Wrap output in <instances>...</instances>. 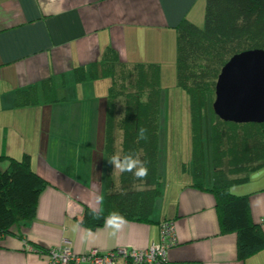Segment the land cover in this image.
Here are the masks:
<instances>
[{
	"label": "crops",
	"instance_id": "1",
	"mask_svg": "<svg viewBox=\"0 0 264 264\" xmlns=\"http://www.w3.org/2000/svg\"><path fill=\"white\" fill-rule=\"evenodd\" d=\"M204 4L0 0V156L18 161L27 155L31 170L47 185L33 218L0 236V264H48L51 252L65 249L77 255L143 251L159 244V225L165 221L174 222L177 240L165 264H264V248L238 259L237 235L221 231L213 194L197 188L199 183L211 187L210 153L199 182L192 160L189 175L185 165L168 175L167 147L159 134L161 192L150 222L127 221L116 235L104 223L95 230L80 223L85 209L104 212L108 175L115 185L120 176L114 165L109 168L105 148L111 81L91 78L90 67L112 49L126 65H157L161 84L165 71L176 69L178 25L187 20L198 26ZM27 89L36 103L16 106L18 92ZM113 150L120 157L118 139ZM3 162L6 169L9 161ZM237 186L231 193L248 196L251 220L264 236V168ZM97 196H103L102 204ZM114 264L132 263L116 259Z\"/></svg>",
	"mask_w": 264,
	"mask_h": 264
},
{
	"label": "trees",
	"instance_id": "2",
	"mask_svg": "<svg viewBox=\"0 0 264 264\" xmlns=\"http://www.w3.org/2000/svg\"><path fill=\"white\" fill-rule=\"evenodd\" d=\"M176 31V84L190 101L192 161L197 182L203 165L198 119L204 109L209 115L206 130L209 128L212 183L208 189L200 183L197 188L213 194L221 231L237 235V257L243 260L264 248V236L251 220L248 196L234 195L231 188L246 183L251 173L264 168V123L224 122L213 113L209 102L221 69L233 56L264 51V0H205L203 26L183 20ZM90 68L91 78L106 77L111 81L105 133L109 168L118 139L121 160L132 155L148 173L143 179L131 172L120 173L116 185L109 174L104 212L85 209L80 223L95 230L112 213L126 221L149 223L153 203L161 192L157 174L159 67L126 65L109 49L104 60ZM15 102L18 107L36 103L28 89L19 91ZM141 128L146 129L145 139L138 137ZM5 160L9 161L7 168H0V236L13 225L33 218L39 196L47 186L31 170L27 155L18 161L0 156V164Z\"/></svg>",
	"mask_w": 264,
	"mask_h": 264
},
{
	"label": "water",
	"instance_id": "3",
	"mask_svg": "<svg viewBox=\"0 0 264 264\" xmlns=\"http://www.w3.org/2000/svg\"><path fill=\"white\" fill-rule=\"evenodd\" d=\"M213 113L224 122L264 123V51L233 56L215 85Z\"/></svg>",
	"mask_w": 264,
	"mask_h": 264
},
{
	"label": "rangeland",
	"instance_id": "4",
	"mask_svg": "<svg viewBox=\"0 0 264 264\" xmlns=\"http://www.w3.org/2000/svg\"><path fill=\"white\" fill-rule=\"evenodd\" d=\"M196 9L197 6L194 7L193 12L196 11ZM202 18L201 22V20L196 17V24H199L197 27L203 26ZM162 78L160 84L161 99L158 134L161 145L165 143L167 147L165 150V153L167 152L165 158L168 165V175L178 172V166L182 168L183 165H185L188 171L187 175H189L191 171L190 161L192 160L190 101L186 92L177 87L176 69L175 72L173 71L172 73L165 71ZM214 99L215 94L212 98V102H209L211 107ZM198 120L203 145L201 161H203V159L207 160L208 154L210 153V147L208 146L210 144L209 128L206 130V127H209V115L206 113L205 109L203 113L199 115ZM3 164L7 165L6 162H2L0 164L1 170H4L2 167ZM179 172L181 173L180 170Z\"/></svg>",
	"mask_w": 264,
	"mask_h": 264
},
{
	"label": "built area",
	"instance_id": "5",
	"mask_svg": "<svg viewBox=\"0 0 264 264\" xmlns=\"http://www.w3.org/2000/svg\"><path fill=\"white\" fill-rule=\"evenodd\" d=\"M175 224L165 221L159 225V244L143 251L127 250L125 248L111 251L105 255L97 250L77 255L70 250L53 251L49 254L48 264H114L116 259H124L132 264H165L169 249L175 246Z\"/></svg>",
	"mask_w": 264,
	"mask_h": 264
},
{
	"label": "clouds",
	"instance_id": "6",
	"mask_svg": "<svg viewBox=\"0 0 264 264\" xmlns=\"http://www.w3.org/2000/svg\"><path fill=\"white\" fill-rule=\"evenodd\" d=\"M145 133L146 129H139L138 137L140 139H145ZM109 162L114 165V170H117L120 173L131 172L138 179H143L148 173V169L144 166V164L138 158H134L132 155L125 156L122 160L117 155L114 156ZM96 202L98 204H102L103 196H97ZM126 223L127 221L123 216L119 215L118 213H112L106 218L104 227L107 229H112L110 234L116 235V233L119 232Z\"/></svg>",
	"mask_w": 264,
	"mask_h": 264
}]
</instances>
